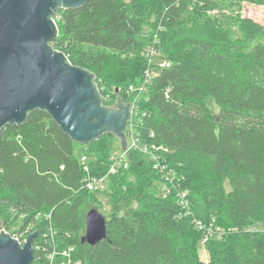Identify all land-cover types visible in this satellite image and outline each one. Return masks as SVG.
I'll return each instance as SVG.
<instances>
[{
    "label": "trees",
    "instance_id": "16d2710c",
    "mask_svg": "<svg viewBox=\"0 0 264 264\" xmlns=\"http://www.w3.org/2000/svg\"><path fill=\"white\" fill-rule=\"evenodd\" d=\"M242 4L264 6V0H89L54 10L58 36L51 48L112 91L134 84L130 58L144 54L139 38L155 16L170 64L142 102L149 116L139 131L146 139L152 132V142L168 149L164 157L182 180L171 195L157 196L141 185L160 175L131 153L134 168L111 174L107 237L90 246L82 241L93 193L84 187L81 157L88 158L90 176L101 177L110 169L109 144L99 145L96 160L85 145L77 155L78 143L43 109L6 124L0 130L2 224L9 228V219L23 216L22 230L34 226L32 264H62L61 252L70 248L72 264H264V40L251 43L264 27L234 14ZM213 11L223 14L210 19ZM146 68L144 62L139 79ZM134 174L136 186L129 180ZM177 188L185 190L187 208ZM205 236L208 262L198 253Z\"/></svg>",
    "mask_w": 264,
    "mask_h": 264
},
{
    "label": "water",
    "instance_id": "95a60500",
    "mask_svg": "<svg viewBox=\"0 0 264 264\" xmlns=\"http://www.w3.org/2000/svg\"><path fill=\"white\" fill-rule=\"evenodd\" d=\"M89 0H0V130L21 124L35 109L47 111L78 144L86 145L114 134L127 148L126 129L131 105L122 98L103 106L95 75L71 65L49 43L58 36L57 8H81ZM22 246L6 232L0 234V264H32L33 243ZM107 237V220L98 210L86 215L83 243L95 246Z\"/></svg>",
    "mask_w": 264,
    "mask_h": 264
},
{
    "label": "rangeland",
    "instance_id": "374dc122",
    "mask_svg": "<svg viewBox=\"0 0 264 264\" xmlns=\"http://www.w3.org/2000/svg\"><path fill=\"white\" fill-rule=\"evenodd\" d=\"M127 2H130L132 0H126ZM148 14L150 15L151 10H148ZM233 12L235 15H239L243 18H250L253 21L261 24L264 27V6H259V5H252V4H242L240 6H236L233 9ZM223 13H220L219 11H213L208 13V17H210V19H219L220 15ZM156 22L155 16L152 15L149 19H148V23L147 25L144 27L143 29V34L142 36L139 38V40H141V42L143 43V47L144 49H148L149 46L152 45H156V42L159 43V45L157 46V52L155 53V56L152 58V62L150 63L147 60L146 57V51L144 52V54L141 56L140 54H136L135 57H131L130 60L132 61V68H135L136 71V75L133 78V82L134 85L126 83L125 85H121L120 89L117 91H112L111 87L108 86L105 87V85L103 84V82L101 80L97 79L98 82V86L100 88V92L103 93V91L105 92V96H102L103 99V106L105 107H115L116 106V99L117 98H122L121 96L125 93L128 96V90L131 89V87H135L137 88L139 85V78H140V69L142 67V64L144 62H146L147 64V68L149 65H151V69L153 70V73L155 76H158L161 69H163L165 66H168L170 64V61L167 60V56L166 53L161 49V42H160V38H158L159 36V31L160 29L158 28L157 30L154 28V24ZM194 22V18L193 21ZM264 40V33L259 35L257 38L253 39L251 41V43H256L259 41H263ZM143 58V59H142ZM143 61V62H142ZM146 68V69H147ZM132 82V83H133ZM102 95V94H101ZM104 95V94H103ZM149 94L145 95V98L148 97ZM105 97V98H104ZM127 102V101H125ZM124 102V103H125ZM213 109H216L215 105H212ZM128 130V131H127ZM126 130V132L129 134V128ZM129 135H127V143L129 141ZM100 142V143H99ZM100 144H109V147L107 150H109V153H111V157L115 156V158L118 157H125L128 158V167L127 168H123L125 170L128 169H132L134 168L132 165V159L130 154L131 153H135L133 150L128 152V155L125 156L124 150L122 151L121 149V140L115 136L114 134H110L108 133L107 135H105V137L100 141V140H95L92 143H88L85 146L86 149H88L87 151H89L91 153V151L93 152V156H91L92 160H96L95 157H99L98 151H99V145ZM75 151L77 155H81L82 152V148L79 144H77L75 146ZM138 153V152H136ZM140 154V153H139ZM142 155V154H141ZM144 156V155H142ZM110 157V158H111ZM110 167H111V163H110ZM132 167V168H131ZM152 168V167H151ZM111 169V168H110ZM110 169L107 172V174L101 176V177H97V178H102L103 181L100 183V185L104 184V190H97L95 192H93V195H89L88 198V207L89 210L91 209H96L98 210L102 215L105 216V218L108 219V217L111 214L112 211V207H111V194H112V187H111V182L110 179L113 175L110 174ZM159 175H160V181L158 179H156L157 177L151 172L149 173V176H155V179L153 181H151L150 178L147 179V184L146 185H141L144 186L143 188L148 190V191H153L157 196H161L164 197V188L165 186L163 185L162 182V176H161V168H153ZM156 174V173H155ZM88 175L90 176L91 173L89 172ZM109 175V178H107V176ZM91 177V176H90ZM159 178V176H158ZM132 180V184L134 186L137 185L136 183V175L134 174L130 176V179ZM227 189L230 190L229 186L227 185ZM2 210V208H0V211ZM5 214L7 215V213H4L1 215L0 212V229H7L10 232H14V231H19L22 229V225H23V221L22 218L18 219V220H13V219H9L8 223H9V228H6L5 225H3L2 223L4 222L3 220H5ZM257 226L260 227L261 224L257 223ZM34 227V226H33ZM32 226H30L29 230H31V228H33ZM204 230V229H202ZM206 232V231H205ZM206 242H207V238L205 236V238L203 240H201V238H199V242H198V253L200 256V259L202 261L208 262L210 260V254L206 249ZM59 254V253H57Z\"/></svg>",
    "mask_w": 264,
    "mask_h": 264
},
{
    "label": "built area",
    "instance_id": "2783aa9c",
    "mask_svg": "<svg viewBox=\"0 0 264 264\" xmlns=\"http://www.w3.org/2000/svg\"><path fill=\"white\" fill-rule=\"evenodd\" d=\"M53 19L57 23V18L55 16L53 17ZM158 45L159 43L156 42V45L149 46V48L145 50L147 60L150 63L152 62V58L155 56V53L157 52ZM153 70L154 69H151V65H149L148 68L145 70L143 77L139 80L138 87L135 88L133 86L131 87L130 90H128L129 102L127 103L125 102V103L131 105V117L127 126V129L129 128V134L126 132V137L127 135H129L130 137H128L129 141L127 143L126 150H124V153L125 156H127L128 152L131 150L138 152L144 155V158L150 164H152L153 168H161L162 182L163 185L165 186L164 197H167L172 194V192L175 190L176 183L180 182L182 178L179 177L178 174L172 168L169 167L167 158L164 157V155L168 153V149L152 142V139L154 138V134L152 132L149 134V139H146L142 137L141 132L139 131L140 130L139 127L143 126L144 117L149 116L147 110L142 108V102H144V100L146 99L145 95L149 93L150 87L152 86L154 80L157 77L154 75ZM96 83L98 85L97 81ZM98 89L100 91L99 86ZM128 158L125 159V157L123 156L118 158H115V156L111 157L110 174H115L118 171V168H120L121 166H125V168H127L128 167L127 163L129 161ZM81 163L85 166L84 169L87 172V177L83 181L84 187L92 193L97 190H101V191L104 190L103 187L104 184L100 185V183L103 181L102 178L88 176L89 168L87 164L88 158L86 155H83L81 157ZM107 178H109V175L107 176ZM176 192L178 198L180 199V204L183 205V207L187 208L188 202L185 199L186 198L185 190H181L180 188H177ZM21 218H23V216ZM199 227L200 229H203V225L201 224V222L199 223ZM2 232H6L7 234H9L14 240H16L22 246L26 243L28 234L30 233L29 229L27 231L21 229L19 231L16 230L14 232H10L9 230L3 228L0 229V234ZM73 251L74 249L70 248L68 250L61 252V255L66 258V262H62V264L73 263L72 260ZM55 255L56 252L51 254L49 256V259L53 261Z\"/></svg>",
    "mask_w": 264,
    "mask_h": 264
}]
</instances>
